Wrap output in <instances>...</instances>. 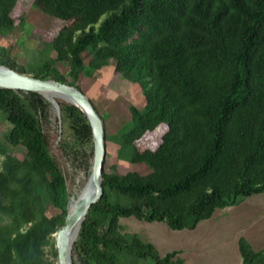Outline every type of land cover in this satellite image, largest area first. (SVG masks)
<instances>
[{
    "label": "trees",
    "instance_id": "16d2710c",
    "mask_svg": "<svg viewBox=\"0 0 264 264\" xmlns=\"http://www.w3.org/2000/svg\"><path fill=\"white\" fill-rule=\"evenodd\" d=\"M40 2L63 23L50 44L58 60L69 61L70 85L80 87L82 71L90 75L114 60L116 71L140 85L146 98L142 109L131 108V127L112 138L131 146L130 161L147 162L153 172L103 170V195L91 206L75 246L86 264H120L125 255L132 264L147 258L183 263L173 259L179 251L161 256L139 235L123 237L119 218L194 229L217 208L264 194V0ZM16 3L0 0V35L17 25ZM87 50L92 59L84 69ZM34 76L65 82L49 61ZM42 102L39 93L0 88V109L14 124L8 140L27 149L23 160L7 155L0 169V264H56L53 234L65 223L69 197L38 118ZM60 106L76 130L92 136L78 107ZM160 124L167 131L159 146L139 149L136 140ZM0 153L6 154L1 144ZM46 202L59 213L48 215ZM238 247L244 264H263L264 250L255 251L245 237Z\"/></svg>",
    "mask_w": 264,
    "mask_h": 264
},
{
    "label": "rangeland",
    "instance_id": "374dc122",
    "mask_svg": "<svg viewBox=\"0 0 264 264\" xmlns=\"http://www.w3.org/2000/svg\"><path fill=\"white\" fill-rule=\"evenodd\" d=\"M16 5L13 14L18 18L17 25L12 31L0 35V59L6 62L3 64L34 75V70L42 62L49 61L58 69L65 83L74 82L69 73V61L58 60L57 53L50 44L52 37L63 23L45 13L41 8L40 0H17ZM91 59V52L85 51L84 69L88 68ZM115 65L116 62L110 60L106 66L100 70H93L90 75L82 71L78 82L79 88L91 98L105 123L106 157L103 170L107 173L124 174L135 171L150 175L153 169L147 162L135 163L128 159L130 145L116 143L112 138L113 135L124 133L131 127V108L136 106L142 109L146 104L140 85L117 72ZM59 103L68 102L61 99ZM42 104L44 108L40 106L38 118L48 137L50 152L66 178L71 202L78 197L90 175L93 138L84 134L80 128L76 130L72 124L73 120L62 112L61 106L58 114L55 106L44 96ZM13 127L14 124L9 121L7 112L0 109V144L6 152V154L0 153V169L7 155L19 160L27 157V149L23 145H15L8 140ZM166 131L167 125L160 124L136 140L135 144L141 150H155ZM112 200L120 203L129 202L125 197H113ZM46 209L47 214L51 216L59 213V209L50 202H46ZM263 213L264 194H254L240 198L237 204L217 208L212 217L201 221L198 229L193 232L189 229L174 230L165 222H148L133 216L119 218L118 231L129 240L133 234L139 235L146 242H151L150 239L155 236L154 238L163 245V248H160L162 253L158 251L161 256L168 253L170 248H184L185 256L179 252L173 258L175 260L178 257H185L183 263L177 261L174 264L186 262L239 264L237 252L238 240L241 236L250 235L257 244H264ZM53 241L57 249L56 233L53 234ZM51 251V246L46 248L49 257H52ZM72 258L75 264H86L83 251L76 247L75 243L72 247ZM132 258L125 255L120 264H132ZM54 260L56 262L57 257ZM262 260L264 264V254ZM137 264L155 263L147 258L140 259Z\"/></svg>",
    "mask_w": 264,
    "mask_h": 264
},
{
    "label": "water",
    "instance_id": "95a60500",
    "mask_svg": "<svg viewBox=\"0 0 264 264\" xmlns=\"http://www.w3.org/2000/svg\"><path fill=\"white\" fill-rule=\"evenodd\" d=\"M0 88L15 91L35 92L46 97L60 113L59 100L78 107L87 117L92 130L93 159L90 175L75 204L69 201L68 213L64 225L56 232L57 262L56 264H74L72 247L86 219L91 206L103 195V169L106 157V129L103 118L91 98L79 87L51 79L39 78L20 72L0 62ZM77 227V232L73 229Z\"/></svg>",
    "mask_w": 264,
    "mask_h": 264
},
{
    "label": "crops",
    "instance_id": "0c3cea01",
    "mask_svg": "<svg viewBox=\"0 0 264 264\" xmlns=\"http://www.w3.org/2000/svg\"><path fill=\"white\" fill-rule=\"evenodd\" d=\"M263 214H264V213H263ZM263 214H262V215H263ZM202 221H203V220H202ZM199 224H200V222L198 223V225H197L194 229H189V230H191V232L196 231V230L198 229ZM185 229H186V228H185ZM182 230H183V229H182ZM243 236L249 241V243L251 244L252 248H253L255 251L264 250V244H257L256 241H254L250 235L244 234ZM154 237H155V236H154ZM154 237H152L150 240H151V242L156 246V248L158 249V251H159L160 253H162L161 250H160V248H163V245H162L161 243H159V241H158L157 239H155ZM174 249H175V250H178V249H179L178 251L180 252V254H184V256H185L186 252H185V249L182 248V247H173V248H170V249L168 250V252L171 251V250H174ZM178 254H179V253H178ZM237 256H238V263H239V264H244V263H243V258H242L241 254H240V251H239V247H238ZM181 258H182V257H181ZM183 258L185 259V257H183ZM183 258H182V259H183ZM185 264H192V263H191V262H186Z\"/></svg>",
    "mask_w": 264,
    "mask_h": 264
},
{
    "label": "bare ground",
    "instance_id": "6f19581e",
    "mask_svg": "<svg viewBox=\"0 0 264 264\" xmlns=\"http://www.w3.org/2000/svg\"><path fill=\"white\" fill-rule=\"evenodd\" d=\"M63 100H64V99H63ZM65 101H66V100H65ZM78 196H79V195H78ZM77 199H78V197H77L76 199H72L71 202H70L71 205L75 204V202L77 201ZM73 232H74V233L77 232V227H75V228L73 229ZM56 262H57V261H56Z\"/></svg>",
    "mask_w": 264,
    "mask_h": 264
}]
</instances>
